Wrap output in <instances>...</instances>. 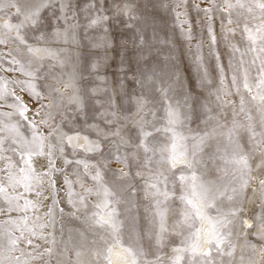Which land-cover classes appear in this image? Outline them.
<instances>
[{
  "label": "snow or ice",
  "instance_id": "snow-or-ice-1",
  "mask_svg": "<svg viewBox=\"0 0 264 264\" xmlns=\"http://www.w3.org/2000/svg\"><path fill=\"white\" fill-rule=\"evenodd\" d=\"M189 6L190 0L152 4L174 14L194 84L178 74L168 41L149 23L147 5L114 0L108 8L104 0H89L82 23L71 0H0V264L45 257L53 264L61 192L93 230L95 264H166L164 249L174 236L179 246L167 264H180L184 253L199 256L201 264H216L214 255L234 258V236L243 237L248 249L241 264L264 259V0L191 4L207 33L218 85L210 79L202 39L193 50ZM43 9L56 11L45 20ZM110 11L144 25L134 41V61H121L123 75L111 83L101 72L107 41L87 46L103 47L102 57L84 45L89 30L112 19ZM221 42L228 49L230 87ZM129 83L139 90H127ZM230 95L238 102L223 98ZM224 105L231 108L230 121ZM77 123L79 128L69 127ZM22 125L30 135L21 133ZM136 199L150 213L139 240L128 237L119 219V206ZM249 201L250 220L242 215ZM49 227L53 232L45 236ZM75 255L80 264L81 252Z\"/></svg>",
  "mask_w": 264,
  "mask_h": 264
},
{
  "label": "rangeland",
  "instance_id": "rangeland-1",
  "mask_svg": "<svg viewBox=\"0 0 264 264\" xmlns=\"http://www.w3.org/2000/svg\"><path fill=\"white\" fill-rule=\"evenodd\" d=\"M73 9L75 11H80L81 13V22L83 23V16L84 12L82 11L85 6L89 3V0H71ZM114 0H104V4L111 8ZM168 3H173V0H167ZM200 0H190L189 6V18L193 21V50H195V43L196 41L203 40L204 48L203 53L205 55L206 60V67L209 72L210 79L213 80V83L218 85V72L216 71V64L215 60L208 55V36L206 31H202V25L197 23L198 17L196 13V9L191 6V4L198 3ZM115 3H123V0H115ZM135 3L138 5H147V17L149 23L154 26L157 30V34L160 36L161 39H166L168 41L166 50L168 48L172 49V56L173 60L176 64L177 69L179 70L180 75L185 78L186 84L188 83H195L194 80V69L190 61V57L188 55V46L187 41L183 34L181 33L180 29L176 27L174 14L170 11L156 8L153 9V3H159V0H135ZM56 9H43L41 11V16L47 20L52 17L53 12ZM108 15L112 17V19L102 27H98L94 30H89L88 36L91 39H85L84 45L86 46V51L91 53H99V56H104L105 50L103 47H91L88 48V45H91L95 42H100L101 44L104 41H107L109 44V48L107 50V60L104 62V66L101 68L102 74H106L109 83L114 81L117 76L122 77V73L118 71V65L123 61L125 64L129 63L130 61H134V41L136 40L137 36L141 32V28L144 25L137 24V21L132 20L129 21L127 16L124 15H116L113 16V13L110 11ZM139 15V13H137ZM55 23V21H52ZM128 24H132V27H128ZM107 28L108 31L105 33L104 28ZM215 28L217 31V37L219 40V17H217V22L215 24ZM83 34V33H82ZM145 34L147 38L151 39L153 37L152 27H147L145 30ZM36 35V34H33ZM0 48H3L0 45ZM218 50L220 52L221 61L225 67L226 73V81L225 84L230 87V78L232 75L231 69L228 67V49L225 45L221 42L218 45ZM96 58V57H93ZM255 74L254 72L252 73ZM126 89L130 91H138L139 87L134 86L132 84L126 85ZM234 92V89H231ZM225 100H236L238 102V96L230 95L223 97ZM27 99V96H25ZM127 106V105H126ZM215 108L216 106L213 105ZM223 108L228 114V121L231 120V108L227 105H224ZM162 112L159 115L162 116ZM92 114L89 113V117ZM31 117V113H29ZM83 117H81L80 123L83 122ZM89 119V123H91ZM80 123L75 125L69 124V127H80ZM191 127H196L195 124H192ZM203 127V125H201ZM67 130V129H66ZM21 133L25 136L30 135V130L26 128V126H21ZM81 142H83L81 140ZM115 165H113L114 167ZM71 173V169L69 170ZM88 186H91L90 184ZM75 191L79 192L81 189L77 186ZM251 189H249V193ZM125 197H127V193H123ZM60 204L58 205L59 208H63V213H60L58 210L56 211L55 215V229L54 235L57 241V248L56 254L52 257L53 264H56L57 255L60 256V264H76L77 257L75 255L76 251L81 252V256L79 257L80 264H95L93 256L91 254V241L95 239L93 235V230L89 227V225L85 222L84 215L82 213H73L71 210L70 205L66 202V195L64 192L60 194ZM50 204V202H49ZM225 210L229 207L227 201L224 202L222 205ZM253 203L252 201L247 202L244 212L242 215H245L247 219H250L253 214ZM46 211V209H44ZM120 216L119 219L122 222V227L124 232L128 235V237L132 238L133 240H139L140 237L144 234L147 226V221L149 218L150 213L146 211V202L143 200L136 199L131 204L122 203L119 206ZM15 215V213L13 214ZM171 216V213H169ZM4 219V217L0 216V220ZM50 232H53V229L49 227L45 232L44 235L48 236ZM51 239V237H49ZM236 243V253L234 258H229L227 256L217 257L213 256V260L216 264H241L240 262V255L243 253L245 256L248 254V249L244 246V239L240 237L237 239L235 236L233 237ZM248 239L256 243L257 245L260 244V241L255 236H249ZM167 247L164 249L166 264L168 257L174 255L172 252V248L179 246V237L174 236L171 237L167 241ZM49 245L44 244L43 247H48ZM41 248V251L43 250ZM145 250L147 251V246L145 244ZM155 251V248L152 249ZM185 254V255H184ZM183 259L180 261V264H201L199 260V256L196 257L195 260L191 259V253H184ZM152 259L151 256L148 257ZM44 260L32 261L31 264H45ZM260 264H264V259H261Z\"/></svg>",
  "mask_w": 264,
  "mask_h": 264
},
{
  "label": "bare ground",
  "instance_id": "bare-ground-1",
  "mask_svg": "<svg viewBox=\"0 0 264 264\" xmlns=\"http://www.w3.org/2000/svg\"><path fill=\"white\" fill-rule=\"evenodd\" d=\"M249 220H250V219H249ZM206 248H207V245H206V244H202V245H201V251L205 250ZM184 255H185V254H184ZM184 255H183V256H184ZM180 263H181V262H180Z\"/></svg>",
  "mask_w": 264,
  "mask_h": 264
}]
</instances>
